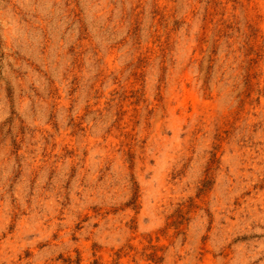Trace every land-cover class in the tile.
Segmentation results:
<instances>
[{"label": "rangeland", "instance_id": "1", "mask_svg": "<svg viewBox=\"0 0 264 264\" xmlns=\"http://www.w3.org/2000/svg\"><path fill=\"white\" fill-rule=\"evenodd\" d=\"M0 264H264V0H0Z\"/></svg>", "mask_w": 264, "mask_h": 264}]
</instances>
